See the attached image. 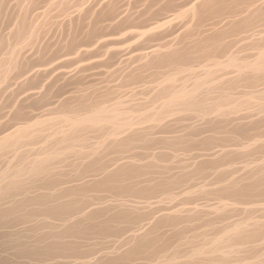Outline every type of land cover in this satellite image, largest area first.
I'll list each match as a JSON object with an SVG mask.
<instances>
[{
  "label": "bare ground",
  "instance_id": "bare-ground-1",
  "mask_svg": "<svg viewBox=\"0 0 264 264\" xmlns=\"http://www.w3.org/2000/svg\"><path fill=\"white\" fill-rule=\"evenodd\" d=\"M0 264H264V0H0Z\"/></svg>",
  "mask_w": 264,
  "mask_h": 264
}]
</instances>
